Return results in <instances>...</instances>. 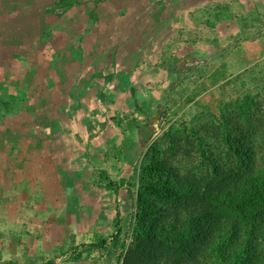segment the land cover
I'll use <instances>...</instances> for the list:
<instances>
[{"label": "rangeland", "instance_id": "1", "mask_svg": "<svg viewBox=\"0 0 264 264\" xmlns=\"http://www.w3.org/2000/svg\"><path fill=\"white\" fill-rule=\"evenodd\" d=\"M54 1L0 0V87L23 90L28 110L0 123V264L10 259L14 264H26L25 257L15 259L24 255L26 245L34 255L30 264L48 259H55L56 264H94L73 263L62 255L61 248L65 250L71 243L66 228L74 226L75 243L81 244L91 239L92 231L108 230L113 203L122 215L130 204L124 191L114 201L93 187L87 161L100 160L111 178L117 179L130 174L143 151V142L135 141L125 150L123 160H105L122 136L111 117L132 112V117L141 121L142 97L156 112L167 106L173 111L196 87L187 80L180 86L170 82L158 67L167 43L170 52L179 56L177 64L184 63L185 76L192 69H205L210 74L222 65L228 79L253 65L264 75V30L246 28L236 34L232 20L218 28V48L211 45L212 34L205 24H198L195 31L188 20L190 11L207 3H231L233 15L239 16L240 5L248 8L263 0H79L81 5L60 19H49L44 9ZM93 8L98 23L86 32L87 11ZM180 28L186 31L181 37L176 33ZM186 28L192 30L187 32ZM190 32L196 34L186 36ZM82 33L85 54L77 59L74 39ZM224 34L228 35L225 39ZM194 36L197 41L190 44ZM233 38L241 43H236L233 52H226L229 46L234 49ZM15 56L22 70L6 79L5 73L17 69L12 64ZM102 69L128 74L132 87L120 86L116 79L115 86L105 85L102 77H94ZM103 85L110 91L108 102L97 98ZM237 87L239 81L207 89L197 99L201 103L228 99L231 93L235 96ZM71 89H75L77 102L70 98ZM75 103L79 108L74 117L68 116L71 110L67 105ZM194 108L189 104L180 115ZM153 111L149 130L155 137L163 120ZM86 120H105L107 124L101 129L94 122L89 136ZM81 218L88 221L79 230L72 221ZM27 229L35 241L27 240Z\"/></svg>", "mask_w": 264, "mask_h": 264}, {"label": "trees", "instance_id": "2", "mask_svg": "<svg viewBox=\"0 0 264 264\" xmlns=\"http://www.w3.org/2000/svg\"><path fill=\"white\" fill-rule=\"evenodd\" d=\"M79 5V0H55L44 14L49 19H60ZM240 6L239 16H234L231 3H207L190 11L188 20L195 31L198 24H205L216 47L218 28L232 20L236 34L246 28L264 30V0L252 7ZM87 14L86 32L98 23L94 8ZM176 33L181 37L186 31L180 28ZM192 33L186 36L196 34ZM84 35L74 39L77 59L85 54L81 45ZM196 41L194 36L190 44ZM233 43L234 49L229 46L226 52L235 50V38ZM240 43L241 39L237 44ZM168 45L159 57L158 67L179 86L185 80L192 82L196 85L194 91L173 111L167 106L156 112L142 97L138 112L141 121L133 118L132 112L111 117L122 136L119 144L109 149L105 160H123L125 150L135 141L143 142V151L130 174L117 179L111 178L100 160L88 159L94 177L91 185L114 201L124 191L129 210L122 215L118 204L113 203L114 215L108 230H94L90 242L77 245L71 234L69 246L61 248L62 255L73 263L94 264H264V75L253 65L228 79L222 65L210 74L205 69H192L185 76L184 63L177 64L179 56L172 54ZM10 59L14 60V56ZM15 60L17 63L12 64L17 69L5 73L6 79L22 70L16 56ZM245 74L249 75L242 80L241 75ZM94 77H102L105 85L115 86L116 79L120 86L132 87L128 74L102 69ZM237 81L235 96L231 93L228 99L207 103L197 99L207 89ZM102 88L97 98L108 102L110 91L104 85ZM70 98L77 102L75 89H71ZM25 99L23 90L0 87V123L6 117L28 111ZM189 104L194 105L193 112L180 115ZM67 106L71 110L67 115L74 117L80 104ZM152 111L163 120L155 137L149 130ZM94 122L101 129L107 124L105 120H86L89 136ZM42 264L56 262L48 259Z\"/></svg>", "mask_w": 264, "mask_h": 264}, {"label": "crops", "instance_id": "3", "mask_svg": "<svg viewBox=\"0 0 264 264\" xmlns=\"http://www.w3.org/2000/svg\"><path fill=\"white\" fill-rule=\"evenodd\" d=\"M192 24V23H191ZM192 29H193V27H192ZM192 29H190V30H188V28H186V30H187V32H189V31H191ZM237 31V29L234 31V32H236ZM225 35V34H224ZM224 35H222V36H224ZM227 35H225L223 38L225 39V38H227L226 37ZM211 43V45H213L212 44V42H210ZM208 44H209V42H208ZM91 210V207H89V208H87V210L86 211H90ZM93 210H95V208L93 207ZM78 215V214H77ZM87 219H85L84 221L82 220V218L81 219H78V220H75V221H72L73 222V225H75V226H77V228L79 229V230H81L82 228H83V224H86L87 223ZM74 222H77V224H74ZM83 223V224H82ZM88 225V224H87ZM45 227H46V225H45ZM72 228H74V226L72 227ZM72 228H66V232H67V236H71V234H73L72 233V230H74V229H72ZM76 228V229H77ZM63 229V228H62ZM44 230H46V229H43V231ZM26 231V237L28 238L29 236V233H31V231H28V229L27 230H25ZM43 231H42V234H43ZM65 232V230L63 231L62 230V234ZM77 232V231H76ZM90 232V231H89ZM92 233H93V231H92ZM92 233H91V236H92ZM61 234V235H62ZM65 234V233H64ZM22 235V234H21ZM60 235V236H61ZM18 236V235H17ZM81 236V235H80ZM76 238V237H75ZM29 239H33L32 237H29L27 240L29 241ZM82 239V238H81ZM27 240L25 241V242H27ZM80 240V239H79ZM18 241H20V240H18ZM32 241H35V239H33ZM91 240H89V241H82L83 243H87V242H90ZM32 248H31V246H28V245H26V247H25V253H24V255H20V256H18V257H15V259L16 260H18V258H23V257H25L26 259H27V261H26V264L28 263V264H30V260L32 259V257L34 256L33 255V253H32V250H31ZM11 254V253H10ZM11 257H13V255L11 256ZM10 257V258H11ZM11 260V261H10ZM10 260H8V261H5V263H7V262H12V259H10ZM5 263H3V264H5ZM31 263H32V260H31Z\"/></svg>", "mask_w": 264, "mask_h": 264}]
</instances>
